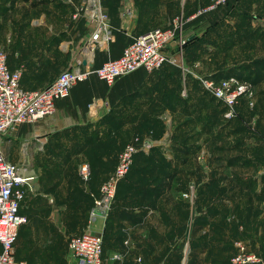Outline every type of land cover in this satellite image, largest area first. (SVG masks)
<instances>
[{"label": "crops", "instance_id": "1", "mask_svg": "<svg viewBox=\"0 0 264 264\" xmlns=\"http://www.w3.org/2000/svg\"><path fill=\"white\" fill-rule=\"evenodd\" d=\"M36 1L11 8L0 0V49L8 68L21 70L26 90L45 87L80 58L93 31L85 16L73 18L85 1ZM200 4L108 0L103 6L110 37L95 49L92 68L174 19L180 20L176 36L189 44L167 48L175 63L152 72L139 69L111 85L90 74L55 101L51 115L2 137L6 159L31 177L20 203L27 216L19 227L24 247L40 255L51 222L60 220L71 224L72 235L101 234L103 264H233L237 243L264 257V153L252 148L264 137V0H228L197 18ZM242 68L250 79L236 78L247 85L253 104L248 94L242 96L228 119L221 105L224 111L208 131L206 115L216 113L215 104L201 100L203 92L211 95L200 79ZM157 125L163 127L159 137L143 130ZM135 136L141 153L170 145L165 189L154 198L124 193L105 219L90 223L85 195L98 194L123 144ZM178 140L191 146L189 154L176 149ZM90 160L96 177L83 183L78 169ZM16 251L26 261V250ZM117 253L119 259H112Z\"/></svg>", "mask_w": 264, "mask_h": 264}, {"label": "built area", "instance_id": "2", "mask_svg": "<svg viewBox=\"0 0 264 264\" xmlns=\"http://www.w3.org/2000/svg\"><path fill=\"white\" fill-rule=\"evenodd\" d=\"M107 1L87 0L76 7L73 18L79 14L85 16L92 25V35L84 43L81 57L73 60L68 68L43 88H22L21 70H10L7 66V53L0 49V264H27L16 258L15 245L18 229L27 221L26 216L19 213V207L31 180L22 166L6 159L1 147L2 137L21 124L32 123L51 115L55 109V101L67 97L70 89L90 74H95L98 79L111 85L117 78L139 69L148 72L158 70L165 64L176 61L174 57L167 56V48L175 45L181 50L185 42L183 37L176 36L180 20L174 19L168 27H156L138 35L122 49L118 57L107 59L98 67L92 68L90 61L95 49L110 37L108 16L103 6ZM225 2L226 0H211L208 5L201 6L197 14L213 10ZM200 81L203 89L226 108L224 117L227 119L233 116V107L242 96L248 94L249 105L253 104L247 85L234 76L219 80L206 77ZM141 144L140 138L135 136L123 146L114 168L100 184L98 194L91 195L93 205L89 211L90 223L105 219L109 214L118 184L129 172L133 157L140 150ZM261 147L264 153V137L261 139ZM78 173L87 182L90 178L89 164L81 163ZM68 246L74 264H103L101 234L83 232L74 235ZM236 246L237 252L231 257L233 264H264V257L247 250L241 243ZM112 259H119V254H113Z\"/></svg>", "mask_w": 264, "mask_h": 264}, {"label": "trees", "instance_id": "3", "mask_svg": "<svg viewBox=\"0 0 264 264\" xmlns=\"http://www.w3.org/2000/svg\"><path fill=\"white\" fill-rule=\"evenodd\" d=\"M23 1H29V0H23ZM200 2H201V4H200V7H201V6L208 5L211 2V0H201ZM225 4H228V0H226V2L222 5H225ZM222 5L217 6L215 9H217L218 7H220ZM215 9H213V10H215ZM213 10H210V11H213ZM210 11L198 14L196 17L199 18V17H201V15L209 13ZM192 41H194V40L191 37L190 43ZM188 44H189V40L187 38L185 40V42L183 43V47H187ZM230 76H235L240 80H249L250 79V75L246 74L245 71H243V68L242 69H229L227 71H223V72H220L218 74H214L210 77L215 79V80H219V79L227 78ZM202 97H203V99H201V100H207V102L215 104L214 110L216 111V113L215 114L212 113V115H210V116L206 115L207 121L205 123V126L208 127V131H211V128L214 125L215 120H216L215 119L216 115L218 116L219 113L223 112L224 108L221 107V103L216 101V99L213 98L212 96L207 95L205 92L202 93ZM216 107L220 108V109L216 110ZM199 118H201V116ZM145 129H147V130L151 129L153 132V135L155 137H159L163 132V127L161 125H157L156 127H146L143 130H145ZM143 130L140 131L141 134H143ZM140 132H138V134H140ZM125 144H123V146ZM190 147L191 146L188 145L186 141L178 140L176 149L179 152H181V154L187 155V154H189V152L191 150ZM259 147H260L259 152L263 153L261 146H259ZM116 159H117V157L114 160V165L116 163ZM114 165H113L112 169L114 168ZM89 166H90V178L87 181V183H90L96 177V174L94 171L95 170V163H93L90 160ZM169 168H170L169 161L166 159L164 154L160 152V149H158V148H152L150 150V153H148V154H144L141 152L136 153L133 157V162H132V165L130 167L129 172L126 174V176L118 184L114 203L117 200V198H119L124 193H129L131 196H137L140 198L158 197L163 192V190L165 189V187L167 185L166 179H167L168 175L170 174ZM112 169H111V171H112ZM85 196L89 200L90 207H92V205H93L92 196L90 194L85 195ZM114 203L112 204V206L114 205ZM21 204H22V202H21ZM21 204L19 207V213L26 216L21 211ZM102 244H103V252H104L105 246H104L103 238H102ZM16 258L21 259L18 256L17 251H16ZM27 264H28V262H27Z\"/></svg>", "mask_w": 264, "mask_h": 264}, {"label": "rangeland", "instance_id": "4", "mask_svg": "<svg viewBox=\"0 0 264 264\" xmlns=\"http://www.w3.org/2000/svg\"><path fill=\"white\" fill-rule=\"evenodd\" d=\"M33 1L34 0H29L28 6L33 7L37 5V3L39 4L40 2V1H36V2ZM25 2L26 1L23 0H4V4L5 5L7 4L11 8L15 5L23 6ZM261 138L259 139V141L261 140ZM165 143L166 142H163L162 143L163 145L160 146L161 147L160 152L165 153L164 155H168V154L171 155L170 145H166ZM155 147L158 148L157 146ZM212 147L213 144L211 145L210 149L208 146V151L212 150ZM252 148H254L255 150H260L259 142L257 141L255 145H252ZM150 150L151 148L147 152H143V153L148 154L150 153ZM81 181L83 183H87L84 182L82 179ZM51 224H52V228L50 230L49 237L46 242L47 244L45 243V245H43L40 255H37L35 253L36 249L33 250L29 246L24 247V243L27 241H24L23 238H21L18 229V235H17L18 241L16 242L17 247L20 252L23 249L26 250L24 255H27V257L24 259L28 262V264H74V258L68 246L70 238L74 236L71 234V224L68 223L67 225L64 226L60 220H58L57 222L55 221L51 222ZM30 240L31 242H34L32 238Z\"/></svg>", "mask_w": 264, "mask_h": 264}, {"label": "water", "instance_id": "5", "mask_svg": "<svg viewBox=\"0 0 264 264\" xmlns=\"http://www.w3.org/2000/svg\"><path fill=\"white\" fill-rule=\"evenodd\" d=\"M83 1H87V0H83Z\"/></svg>", "mask_w": 264, "mask_h": 264}]
</instances>
